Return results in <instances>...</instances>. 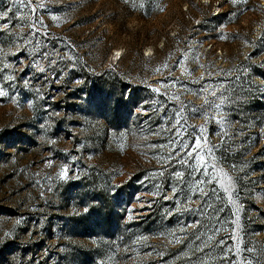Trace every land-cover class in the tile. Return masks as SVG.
Returning a JSON list of instances; mask_svg holds the SVG:
<instances>
[{"label":"rangeland","instance_id":"1","mask_svg":"<svg viewBox=\"0 0 264 264\" xmlns=\"http://www.w3.org/2000/svg\"><path fill=\"white\" fill-rule=\"evenodd\" d=\"M9 8L0 264H264V0ZM177 121L212 182L177 163Z\"/></svg>","mask_w":264,"mask_h":264},{"label":"snow or ice","instance_id":"2","mask_svg":"<svg viewBox=\"0 0 264 264\" xmlns=\"http://www.w3.org/2000/svg\"><path fill=\"white\" fill-rule=\"evenodd\" d=\"M232 2L235 4L237 3V0H232ZM240 2H246V0H240ZM21 3L28 4L31 3V0H21ZM12 9L9 8L7 12H4L3 14H0V20L6 19L7 15L9 12H11ZM7 27V25H5ZM179 63V62H177ZM0 95H5L3 91H0ZM223 103V100L221 101ZM205 104H207L208 107H211L212 105L208 103V101H205ZM204 106H200L199 108H196L195 106L191 109L192 112H200L203 111ZM219 107V105H217ZM186 127L187 125L184 124L182 126V121H177V126L176 128L172 129V132L174 133V139H179V145L177 148L174 149V155L178 157L177 163L184 165L186 168L190 169L191 172L194 173H199L200 175L205 176V180L201 181V183L205 182H212L211 180L208 179L210 175L209 167L207 165V161L203 160V157H201L200 153L202 151L201 143L200 140L196 138V136H193L191 133L186 132ZM194 129H196V126H192ZM179 129V130H177ZM181 133L185 134V138L191 137V142L185 143V139H180ZM201 139H203L201 137ZM203 160V163L201 161ZM199 164L200 166L197 167L196 165ZM212 169L214 170V166H212ZM64 173H61L63 175ZM176 177L178 178V182L184 183V173L181 171H177ZM214 180L218 181V177L213 178ZM177 194L174 189V195ZM197 197L200 195L199 192L194 193ZM205 196L207 195L206 193L204 194ZM206 203L205 201H202L201 207L203 204ZM195 226V224L193 225ZM199 239V237H197ZM211 239V237H209ZM177 242L179 243V239H177ZM219 243H223V241H220ZM201 252H203V249H200ZM249 253L255 251V249L248 248L246 249ZM247 264H250V262H247Z\"/></svg>","mask_w":264,"mask_h":264},{"label":"bare ground","instance_id":"3","mask_svg":"<svg viewBox=\"0 0 264 264\" xmlns=\"http://www.w3.org/2000/svg\"><path fill=\"white\" fill-rule=\"evenodd\" d=\"M117 53H118V52H117V50H116V52H115V53H112V56H113V55H117ZM115 59H116V58H115ZM110 60H111V59H110Z\"/></svg>","mask_w":264,"mask_h":264}]
</instances>
